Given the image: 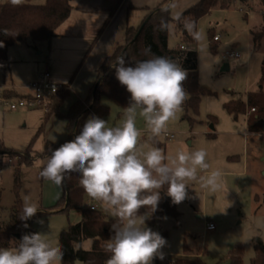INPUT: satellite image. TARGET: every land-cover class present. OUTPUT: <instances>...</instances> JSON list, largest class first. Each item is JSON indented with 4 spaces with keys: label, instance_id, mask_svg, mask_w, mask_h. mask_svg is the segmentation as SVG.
<instances>
[{
    "label": "rangeland",
    "instance_id": "374dc122",
    "mask_svg": "<svg viewBox=\"0 0 264 264\" xmlns=\"http://www.w3.org/2000/svg\"><path fill=\"white\" fill-rule=\"evenodd\" d=\"M33 1L43 3L46 0ZM196 1L174 0V16L178 17L187 6ZM241 7L240 2L235 0L229 8L213 9L199 19L197 31L203 34V40L195 45L198 51L199 78L201 84L212 93L202 95L196 112L182 105L176 117L167 124V132L174 134V137L168 138L164 133L150 140L143 118H136V127L141 132V143H151L161 148L166 155H174L181 147L189 150L204 148L210 165L208 171L219 169L223 172V183L218 190L202 188L199 181L189 182V198L176 205L177 215L156 214L154 219L146 222L148 227L158 231L168 241L163 251L169 262L178 257L203 256L209 264H228L231 262L230 251L242 243L244 263L253 264L252 258L256 255L254 237L258 235L264 240V173L260 161V156L264 155V138L261 135L247 137L249 132L245 114L235 118L226 108V102L231 98L247 99L250 90L260 88L262 77L264 47L257 50L253 48L251 30L264 27V6L253 2L248 17ZM75 17L73 15L58 31H63L69 23H77ZM95 24L96 21L92 26ZM103 24L104 21L96 32L89 33L90 40L83 56ZM169 32L171 46L182 42V34L177 29L175 20L170 23ZM215 35H218V39H214ZM86 37L88 38L86 33L67 37L58 34L52 38L51 51L44 49L43 53L39 52L42 46L36 48L26 42L10 47L12 75L0 69V89L5 86V79L7 83L11 75L18 91L26 93L30 89L27 84L32 78H40L42 69L50 70L51 80L55 79L57 83L67 82L63 78H72L84 58L77 59L71 72V58L75 52L69 56L62 54L59 43L63 40L79 42ZM227 50L239 51L241 56L225 58L223 54ZM225 63L230 64V69L223 70ZM65 65L70 72L66 71ZM70 98L68 95L64 101L65 106ZM102 102L111 107L110 113L103 119L109 126L119 124L123 108L107 95L102 96ZM49 107L50 102L48 109L41 105L12 109L6 102L0 103V140L19 149L26 148L32 142L35 157L32 164L22 165L20 169V196L23 201L25 195H30L39 206L37 215L32 218L33 232L48 233L53 244L60 246L61 231L71 223L79 221L82 215L79 210H72L70 213L49 210L63 193L61 191H64V183L57 186L40 177V162L47 157L41 152L47 139L60 142L62 132L66 135V124H61V119L56 118L55 123L52 121L50 127H47L48 121L44 120ZM250 109L247 106L248 112ZM43 124L45 130L38 133ZM253 138H256L255 146ZM16 164L17 158L11 159L7 154L0 153V225L8 221L15 202ZM204 174L206 173L198 172V175ZM90 200L87 195V205ZM95 203L106 212L100 202ZM38 219H43L44 224L36 223ZM210 220L217 227L207 230V222ZM92 241L86 239L84 247L89 248ZM153 264H156L155 260Z\"/></svg>",
    "mask_w": 264,
    "mask_h": 264
},
{
    "label": "clouds",
    "instance_id": "9594fccd",
    "mask_svg": "<svg viewBox=\"0 0 264 264\" xmlns=\"http://www.w3.org/2000/svg\"><path fill=\"white\" fill-rule=\"evenodd\" d=\"M19 5L23 0H10ZM185 28L194 40H203L195 30L193 21ZM2 46V43H0ZM115 79L129 93L123 108L121 122L109 126L101 117L90 115L78 134L58 147L40 162V177L57 186L66 174L77 173L85 193L100 202L110 216L112 235L105 242L109 254L105 264H153L163 260V249L168 241L158 231L147 226V221L158 210L161 190L178 205L188 196V183L199 181L202 188L216 191L223 183V172L210 168L204 148H179L174 155L151 144L141 143V132L136 118L145 122L149 139L167 131V124L176 117L187 99L183 82L188 72L179 63L161 56L126 64L117 57L114 64ZM198 172L206 173L198 175ZM150 209L141 213V209ZM39 206L30 195L23 197L20 221L37 215ZM36 223L43 225V219ZM63 252L41 231L26 232L15 247H0V264H62Z\"/></svg>",
    "mask_w": 264,
    "mask_h": 264
},
{
    "label": "trees",
    "instance_id": "16d2710c",
    "mask_svg": "<svg viewBox=\"0 0 264 264\" xmlns=\"http://www.w3.org/2000/svg\"><path fill=\"white\" fill-rule=\"evenodd\" d=\"M75 0H46L43 3H36L26 0L19 5H13L10 1H0V69L7 71L10 67L9 49L17 43L26 42L34 46L50 47L51 40L60 32L58 29L67 21L73 8ZM235 0H197L187 6L183 12L175 17L173 14L172 0H163L155 7L139 26H129L127 29L126 44L120 45L108 55L98 67L97 80L91 87L86 98L77 99L66 113L60 110L61 105L69 95V89L61 90L51 95L50 107L46 114V121L51 118H66L68 122V135L65 139L56 143L47 139L45 148L41 152L46 156L50 155L51 149L59 144L72 139L79 133L85 120L92 114L102 119L111 110L110 105L102 102V96L107 95L119 106L124 108L128 104L129 93L115 79L114 69L110 66L115 63L117 57H124L126 64L150 59L154 56L167 57L179 63L187 70V79L183 87L187 92V99L183 103L186 108H192L195 112L203 94L212 93L209 88L203 86L199 78L198 51L195 48L197 41L189 35L185 28L186 21H193L195 30L198 28L199 19L215 8H229ZM244 7H252L257 1L264 6V0H239ZM121 0L116 1L115 8ZM114 8V10H115ZM114 10H111L106 17L102 29L94 38L93 44L105 28ZM176 21L177 29L182 34V42L176 46L169 43L170 23ZM253 48L264 47V27L261 29L252 28ZM184 45L185 47H183ZM91 49V48H90ZM79 68H77L76 72ZM76 74V73H75ZM74 74V75H75ZM264 57L262 60V77L260 88L249 91L247 99L233 97L226 102V108L235 117L245 114L247 106L255 107L247 117V127L250 132L259 133L264 138ZM45 130V124L39 127L38 133ZM0 153L17 158L15 171V202L12 206L10 217L7 222L0 225V246L15 247L23 233L33 232L32 219L27 221V228L20 221L22 212V198L20 196V169L22 165H30L34 160L32 142L24 149L14 148L6 145L0 140ZM64 191L57 203L51 209L70 213L72 210H79L82 218L60 233V248L63 252V264H105L109 254L104 251L105 242L112 235L111 225L115 218L104 212L102 209H91L86 204L87 194L79 184L77 173L66 174L64 180ZM167 186L161 190V201L158 210L152 214L161 216L172 213L177 215L176 205L171 203L170 197L166 195ZM141 213L150 209H141ZM92 239L89 248L84 247V241ZM256 255L252 258L253 264H264V240L261 236L254 237ZM188 250H186L187 252ZM231 262L228 264H245L244 246L237 244L230 251ZM156 264H209L203 256L178 257L175 261L169 262L166 257L163 260L156 259ZM221 264V263H216Z\"/></svg>",
    "mask_w": 264,
    "mask_h": 264
},
{
    "label": "crops",
    "instance_id": "0c3cea01",
    "mask_svg": "<svg viewBox=\"0 0 264 264\" xmlns=\"http://www.w3.org/2000/svg\"><path fill=\"white\" fill-rule=\"evenodd\" d=\"M116 1L117 0H75L74 1V8L69 18L67 19V21L70 20L72 16L74 15L76 16L74 20L77 19L76 20L77 23H75L74 21L73 23H69V25H65L64 30L60 31L59 35L67 37V36H74V35H82L83 33H86L88 35V38L86 37L83 41H79V42L63 40V41H60L59 43L60 49L62 50V54L64 53L65 55L69 56L70 53L75 52L73 57L71 58V60H73V63L70 65V68L73 67V65H75L77 59L81 60V58H84L83 61L81 62L82 64L80 65L78 71L75 72L76 74L73 75L72 78L70 79H68V77L63 78L64 81H67V82H63V84L71 85L69 89V95L71 96V98L69 100V103L66 106L64 105V102L61 105L60 110L62 113H66L69 110L70 106L77 99L86 98L89 95L91 87L95 84L97 80L98 67L101 65V63L104 61V59L108 55H111L116 50L118 46L126 44L128 27L129 26H139L144 20V18L146 17V15L149 14L155 7L160 5V3L163 0H121L120 4L115 8ZM173 2L174 0H172V3ZM251 8L242 6L241 10H245L246 11L245 13L248 17V14L250 13L249 9ZM215 9H224V8H215ZM111 10H114V13L112 14L111 18L107 22L105 28L103 29V31L101 32V34L99 35V37L97 38L93 46L92 45L90 46L91 49L89 48L87 53L83 56L84 54L83 51L86 45L88 44V41L90 40L89 33L92 34L97 31L99 25H101L103 21L105 22L106 17L108 16V13ZM94 21H96V24L92 26ZM99 21H101L102 23L99 24L100 23ZM64 24L62 26H64ZM56 36L58 35H55V37ZM21 43H24V42H21ZM52 45L53 43L51 40L50 47L43 45L39 52L43 53L44 49H46L47 51H51ZM35 47L38 48L39 46H35ZM71 47H72V50H71ZM65 67H66V71L70 72V70H68V66L65 65ZM72 70L73 69L71 68V72ZM45 71L50 72L49 69H45V70L42 69L40 73L42 74ZM5 72L12 75L11 59H10V67ZM11 75L7 83L5 79V86L2 89H0V94H4L7 96H16V95L21 96L25 94H31L33 92L32 83L35 80H37L36 79L37 77L32 78L30 82L27 84L28 87H30L28 92L20 93L18 91V86L14 83V78ZM6 76L7 74H5V77ZM50 78H52L51 72H50ZM260 83H261V79H260L259 85ZM249 114L250 113L246 111L245 113L246 122H247V117ZM56 118L61 119L62 121L61 124L62 123L66 124L65 126H66V135H67L68 134V122L66 118L55 117V118H51V121L49 120L50 122L49 121L46 122V114H45L44 121L46 122L47 127L48 128L50 127L52 121H54L53 123H55ZM248 132L249 133L246 134L247 137L249 136L258 137L260 135L259 133L250 132L249 130ZM66 135L65 134L63 135V132H62L61 134V137L63 136L62 140L65 138ZM54 139H57V137ZM56 143H58V141ZM253 143L255 146L256 138H253ZM263 156L264 155L260 156V161L262 164L261 167L264 170V161L262 159ZM62 192L63 191H61V193Z\"/></svg>",
    "mask_w": 264,
    "mask_h": 264
},
{
    "label": "built area",
    "instance_id": "2783aa9c",
    "mask_svg": "<svg viewBox=\"0 0 264 264\" xmlns=\"http://www.w3.org/2000/svg\"><path fill=\"white\" fill-rule=\"evenodd\" d=\"M214 39H218V35L214 36ZM185 47L184 45H182ZM224 57H239L241 53L239 51H233V50H227L224 52ZM71 85L63 84V83H57L55 81H52L50 78V72L45 71L41 74L40 78L35 80L32 83L33 92L31 94H25L21 96H16L13 98L8 97L7 95L0 94V103L6 102L7 105L10 106L12 109H16L19 107L27 106V107H37L38 105H41L44 109H48V105L51 99V95L54 93H57L64 89H70ZM255 110V107H252L248 113ZM166 136L168 138H173L174 134H171L169 132H165ZM96 200H93L91 198L88 206L91 209H97L99 208V205L95 203ZM98 206V207H97ZM217 227V224L210 220L207 222L206 229L212 230Z\"/></svg>",
    "mask_w": 264,
    "mask_h": 264
},
{
    "label": "water",
    "instance_id": "95a60500",
    "mask_svg": "<svg viewBox=\"0 0 264 264\" xmlns=\"http://www.w3.org/2000/svg\"><path fill=\"white\" fill-rule=\"evenodd\" d=\"M230 69V64L229 63H225V65L223 66V70H228ZM263 161H264V156H263ZM263 173H264V170H263Z\"/></svg>",
    "mask_w": 264,
    "mask_h": 264
}]
</instances>
